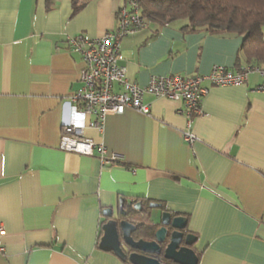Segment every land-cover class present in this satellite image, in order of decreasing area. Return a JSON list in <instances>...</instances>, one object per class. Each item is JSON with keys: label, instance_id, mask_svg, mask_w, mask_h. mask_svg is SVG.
Instances as JSON below:
<instances>
[{"label": "crops", "instance_id": "obj_1", "mask_svg": "<svg viewBox=\"0 0 264 264\" xmlns=\"http://www.w3.org/2000/svg\"><path fill=\"white\" fill-rule=\"evenodd\" d=\"M82 1L73 16L72 0H0V257L7 264H121L99 247L104 211L155 222L170 210L188 218L199 264H264L260 69L239 84L204 79L202 113L191 119L182 100L146 94L149 115L127 108L106 117L102 130L92 127L95 116L70 103L84 64L68 37H102L125 2ZM182 25L150 21L123 38L120 63L131 80L144 86L153 76L247 66L244 35ZM64 122L122 159L106 163L97 148L62 150ZM138 202L148 208H135Z\"/></svg>", "mask_w": 264, "mask_h": 264}, {"label": "built area", "instance_id": "obj_2", "mask_svg": "<svg viewBox=\"0 0 264 264\" xmlns=\"http://www.w3.org/2000/svg\"><path fill=\"white\" fill-rule=\"evenodd\" d=\"M146 26L147 18L142 15L137 0H125L115 29L98 38L87 37L85 34L68 37L69 50L80 54L84 64L81 72L83 86L73 94L70 103L82 102L84 112L95 116L90 122L92 127L102 130L106 117L122 114L127 108L149 115L150 105L144 101L146 94L182 100L184 109L181 112L191 119L202 113L201 102L207 93V88L203 86L204 79L216 85L239 84L244 82L249 72L254 69L242 66L235 70L217 64L205 76H153L148 84L142 86L128 77L126 66L119 60L122 39ZM260 72L264 75V70L260 69ZM116 85L120 86V89H117ZM258 90L264 91V83L259 85ZM63 128L60 140L62 150L94 154L97 148L106 163L122 159L117 153L107 156L105 146L85 137L82 126L64 122ZM187 140L192 142L193 136L188 134ZM4 232L5 229L0 225V238Z\"/></svg>", "mask_w": 264, "mask_h": 264}, {"label": "trees", "instance_id": "obj_3", "mask_svg": "<svg viewBox=\"0 0 264 264\" xmlns=\"http://www.w3.org/2000/svg\"><path fill=\"white\" fill-rule=\"evenodd\" d=\"M137 2L142 15L147 18L146 28L150 21L162 24L180 22L183 23L184 30H205L215 34L236 32L244 35L240 52L244 56L245 64L264 70V0H137ZM84 6L82 0H72V15L79 13ZM240 65L241 63H238V66ZM116 86L120 89V86ZM146 208L148 207L142 205V209ZM141 227L146 229L145 233L154 228L146 223ZM143 228L139 230L138 236L142 235Z\"/></svg>", "mask_w": 264, "mask_h": 264}, {"label": "water", "instance_id": "obj_4", "mask_svg": "<svg viewBox=\"0 0 264 264\" xmlns=\"http://www.w3.org/2000/svg\"><path fill=\"white\" fill-rule=\"evenodd\" d=\"M151 207H161L160 203H151ZM138 202L135 208L141 209ZM127 215L122 210L120 215ZM120 215L114 216L111 209L104 211L107 220L102 225V236L99 247L103 251L113 252L124 264H163L158 258L162 255L165 259L177 264H199V254L193 247L197 235L188 229V218L185 215H175L170 210H163L154 228L147 233L149 238L136 239L132 233L137 225ZM130 246L126 252L122 243ZM0 264H7L0 257Z\"/></svg>", "mask_w": 264, "mask_h": 264}, {"label": "flooded vegetation", "instance_id": "obj_5", "mask_svg": "<svg viewBox=\"0 0 264 264\" xmlns=\"http://www.w3.org/2000/svg\"><path fill=\"white\" fill-rule=\"evenodd\" d=\"M120 217H121V219H127V220H130V221L134 222V223L137 225V228H138V229H137L135 232L132 233L133 237H135L136 239H139V238H141V237L149 238L148 235H147V233H145V232H146V231H145L146 229H144L143 227H141V225L143 226V224L146 223V224H148L149 226L151 225V226L154 227V221H150L149 219H146V220H144V219H142V220H137V218H135V217H131L129 213H128L127 215H123V214H122V215H120ZM141 228H143L142 235H141V236H138L139 233H140L139 230H140ZM147 231H148V230H147ZM122 245H123V247H124V249L126 250L127 253L130 252V251H132L131 248H130V246H128V245L124 242V240H123ZM197 253H198V252H197ZM158 258L163 262V264H177V263H174V262H172V261H170V260L165 259L162 255L158 256ZM121 264H124V263L121 262Z\"/></svg>", "mask_w": 264, "mask_h": 264}, {"label": "rangeland", "instance_id": "obj_6", "mask_svg": "<svg viewBox=\"0 0 264 264\" xmlns=\"http://www.w3.org/2000/svg\"><path fill=\"white\" fill-rule=\"evenodd\" d=\"M0 256H2V255H0Z\"/></svg>", "mask_w": 264, "mask_h": 264}]
</instances>
